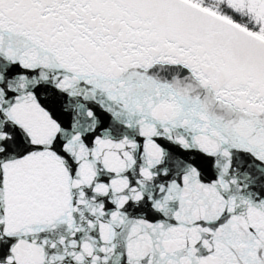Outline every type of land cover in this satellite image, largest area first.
Here are the masks:
<instances>
[{"label":"snow or ice","instance_id":"obj_1","mask_svg":"<svg viewBox=\"0 0 264 264\" xmlns=\"http://www.w3.org/2000/svg\"><path fill=\"white\" fill-rule=\"evenodd\" d=\"M0 264H264V0H0Z\"/></svg>","mask_w":264,"mask_h":264}]
</instances>
